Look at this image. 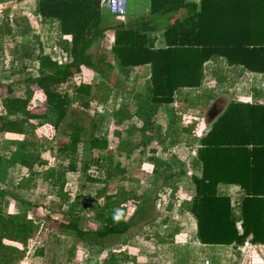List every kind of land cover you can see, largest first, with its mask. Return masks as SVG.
I'll return each mask as SVG.
<instances>
[{"label": "trees", "instance_id": "obj_1", "mask_svg": "<svg viewBox=\"0 0 264 264\" xmlns=\"http://www.w3.org/2000/svg\"><path fill=\"white\" fill-rule=\"evenodd\" d=\"M103 9L101 0H37V14L59 22L62 36L58 44L71 59L60 62L43 49L40 51L36 58L39 74L28 76L26 81L38 87L46 112L38 115L28 111V117L57 116L58 131L75 103L90 109L93 81L82 78L71 88L62 89L78 74L98 75L101 81L96 82V88L106 92L100 101L108 100L118 85L113 56L121 70L150 64L147 93L152 104L161 105L167 112L174 111L180 90L202 86L205 63L212 59L224 57L230 64L264 72V0H151L150 14L128 19ZM109 31L116 33L113 44L109 48L104 45L109 52L96 55L94 49L105 42ZM12 32L11 25H5L0 30V40ZM26 100L29 99L15 94L13 84L7 86L1 96L5 109L0 114L1 128L22 131L18 116L26 109ZM211 121L210 128L199 138L192 164L202 173L193 175L194 195L182 204L183 208L196 218L197 235L203 244L239 247L248 239L264 244V104L232 102ZM68 125L71 129L62 132L63 151L71 152L68 170L58 172L55 181L63 203H72L66 190L67 173L79 170L76 157L87 131L74 117ZM97 127L98 122L92 119V131ZM19 161L14 154L1 158L0 264H19L23 253L6 241L27 247L39 227L28 216V209L5 213L4 205L13 201L32 206L19 190L28 189L34 177L30 175L23 184L10 183L6 178L11 163ZM83 166L88 169L89 162H83ZM221 185L239 186L235 200L220 189ZM103 194L116 208L110 212L103 205L105 212H98L102 221L95 229L85 225L86 216L79 211L71 207L67 213L62 210L67 220L61 222V230L92 251L103 249L107 237L127 234L137 225L154 220L159 197L153 198L148 192L138 196L126 189L113 193L102 189L98 196ZM132 200L137 201V206L130 215L128 203ZM38 253L43 255V248Z\"/></svg>", "mask_w": 264, "mask_h": 264}, {"label": "rangeland", "instance_id": "obj_2", "mask_svg": "<svg viewBox=\"0 0 264 264\" xmlns=\"http://www.w3.org/2000/svg\"><path fill=\"white\" fill-rule=\"evenodd\" d=\"M133 3L141 9L138 14H150L151 0H128V6ZM7 24L13 32L0 40V111L4 110L1 96L13 84L16 95L29 99L25 102L27 112L44 114L38 87L26 78L39 74L36 58L42 49L60 62L71 58L58 44L62 36L60 24L37 14V0H0V30ZM158 37L162 45L161 34ZM104 45L101 42L94 49L96 55L107 51ZM216 65L206 66L208 74L201 87L180 90L172 113L151 103L146 77H140L139 81L137 71L125 75L118 63L115 70L118 85L106 101H100L106 92L96 88V82L101 81L98 75L78 74L62 86L63 90L71 88L82 78L93 81L91 108L75 103L58 131L57 116L39 118L32 126L24 125L28 128L26 142L31 153L25 158L27 169L19 173L12 169L10 175L6 172V178L14 184H23L30 175L35 179L28 189L19 190L32 206L17 201L4 205L6 214L28 209V216L39 226L27 247L6 241L23 253L19 264H264V244L249 239L239 247L203 244L197 235L196 218L182 205L193 198L192 177L196 169L192 164L199 138L210 128L211 119L226 106L229 95H239L236 98L244 100L250 91H258L252 83H226L224 63L218 61ZM73 117L80 119L87 131L76 157L79 170L68 172L66 190L72 203H63L55 181L58 172L68 170L71 152L63 151L62 132L71 129L68 122ZM92 119L98 122L93 131ZM13 141L0 150L1 156L8 155L10 148L18 153L24 149L20 143L13 145ZM85 161L89 162L86 170ZM102 189L106 193L126 189L138 196L148 192L153 198L159 197L154 220L137 225L127 234L109 236L103 249L92 251L61 230V222L67 220L62 210L67 213L71 207L86 216L87 227H99L102 219L98 212H105L103 205L110 212L116 208L104 194L98 196ZM128 204L131 215L137 201ZM39 248H43V255L38 253Z\"/></svg>", "mask_w": 264, "mask_h": 264}, {"label": "crops", "instance_id": "obj_3", "mask_svg": "<svg viewBox=\"0 0 264 264\" xmlns=\"http://www.w3.org/2000/svg\"><path fill=\"white\" fill-rule=\"evenodd\" d=\"M196 1L199 2L200 0H196ZM134 5L135 4L133 3V6H129L128 14L126 15L127 19L132 18V17H136V16L144 15L143 13L138 14L139 12H141L140 11L141 9L139 8L138 4H136L135 6ZM149 10H150V8H149ZM123 18L126 19L125 17H123ZM115 34H116L115 31H109L107 34L106 40L104 43H102V45H104L106 43L105 45H107V48H109L114 42ZM159 41H160V38H159ZM106 52H109V51L107 50ZM112 61H113L114 65H116V63H118V60L115 59L114 56H113ZM218 61L224 63V65H225L224 67H225L226 71L224 74L225 75L224 81L226 83H228V82H230L231 84L252 83V84L257 85V90H258V91H253V90L250 91L249 94L247 95V98H244V100H240L242 98L237 99L236 97H239V95H235V96L229 95L228 97L230 100L226 103V106L224 108H226L230 103L237 102V101H246V102H250V103L264 104V86H262V85H264V72L250 70L242 64H230L226 58L221 57V58L216 59V60L212 59V60L205 63V75L208 74V73H206V66L207 65L210 66L213 63H215V65H216V63ZM130 71H135V72L137 71V73H138L137 77H138L139 81L141 79L140 77H146V81H149L150 76H151L150 64L125 68L123 74L126 75ZM119 72L122 73V71H119ZM209 75L212 76L211 72H209ZM213 76H214V70H213ZM230 89L232 90V86ZM2 109H4V107ZM30 112L32 113V111H30ZM3 113H5V109L3 111H0V114H3ZM18 118H19L20 125H21V130H22L21 132H7L5 129L0 127V150L2 148H4L6 146L5 144H8L11 139H13L15 141V143L13 145H16V143H20L21 146L24 148L21 150L20 153L15 152L14 148L13 149L10 148L8 155L7 154L2 155V156L0 155V170H1V158H10L14 154V155H17L18 157H20V159H21V161H19L18 163H16V162L11 163V165L8 169L7 175H10L9 171L12 169L15 171L17 170V172L23 171L24 169H27L24 162H25L26 156L28 157V155H31V153L29 152L30 148L28 147V145H27L28 143L26 142L27 141L26 137L29 135L28 134L29 132H27L28 128H26L24 125L32 126V124L34 122L38 123L40 121L39 118L33 119V118L28 117V112L26 111V109H24L19 114ZM22 119H26L27 121L23 120V122H22ZM24 122H27V123L24 124ZM210 123L212 124V121H210ZM32 131H34V130L32 129ZM15 139H17V140H15ZM26 145H27V147H26L27 149L25 148ZM18 167H21V168H18ZM195 169L196 170L194 171V174H197L198 176H200L202 173L201 170L199 168H195ZM67 177H68V173H67ZM220 189L223 192L232 195L233 200H235L236 194L239 193V186H237V185H221Z\"/></svg>", "mask_w": 264, "mask_h": 264}, {"label": "built area", "instance_id": "obj_4", "mask_svg": "<svg viewBox=\"0 0 264 264\" xmlns=\"http://www.w3.org/2000/svg\"><path fill=\"white\" fill-rule=\"evenodd\" d=\"M102 8L114 15L125 17L128 14V0H101Z\"/></svg>", "mask_w": 264, "mask_h": 264}, {"label": "flooded vegetation", "instance_id": "obj_5", "mask_svg": "<svg viewBox=\"0 0 264 264\" xmlns=\"http://www.w3.org/2000/svg\"><path fill=\"white\" fill-rule=\"evenodd\" d=\"M212 109L214 110V107Z\"/></svg>", "mask_w": 264, "mask_h": 264}]
</instances>
